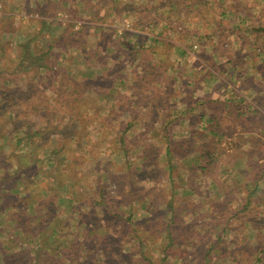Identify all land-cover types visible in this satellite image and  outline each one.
<instances>
[{
    "label": "rangeland",
    "instance_id": "rangeland-1",
    "mask_svg": "<svg viewBox=\"0 0 264 264\" xmlns=\"http://www.w3.org/2000/svg\"><path fill=\"white\" fill-rule=\"evenodd\" d=\"M196 4L0 0V264H264V134L191 91L252 15Z\"/></svg>",
    "mask_w": 264,
    "mask_h": 264
},
{
    "label": "crops",
    "instance_id": "crops-1",
    "mask_svg": "<svg viewBox=\"0 0 264 264\" xmlns=\"http://www.w3.org/2000/svg\"><path fill=\"white\" fill-rule=\"evenodd\" d=\"M196 2L201 9L196 12L198 16L196 21L204 26L199 28L200 31L217 29V26H212L208 22L209 18L202 14L201 3H207L206 8L214 4L234 6L236 15L247 16L248 13L252 17L251 21L248 17H244V20L248 22L234 29H230L229 25L233 26L235 17L223 18L224 40L216 35L217 38L222 39L223 44L208 43L206 51L210 55V62L204 63L202 77L195 81V86L191 90L196 104L194 111L205 108L204 123L208 127L209 119L218 116L214 107L219 104L222 109L221 116L231 118L233 123L240 127L241 134L264 132V121L259 122L260 118L264 119V24L261 23L264 22V10H254V12L247 10L248 6H253L248 3L249 0H196ZM238 4L242 6L240 9L237 8ZM178 8V12H182L180 6ZM228 10L232 11V8L229 7ZM160 15L164 20L162 14ZM194 68L202 69L196 65ZM208 83L210 86L211 83L214 84L209 87ZM202 95L205 97L203 102Z\"/></svg>",
    "mask_w": 264,
    "mask_h": 264
},
{
    "label": "trees",
    "instance_id": "trees-1",
    "mask_svg": "<svg viewBox=\"0 0 264 264\" xmlns=\"http://www.w3.org/2000/svg\"><path fill=\"white\" fill-rule=\"evenodd\" d=\"M201 4H202V8H203L205 6V4H207V3H201ZM158 16H160L159 19H161V15L158 14ZM157 21H159V23H160V20H157ZM151 25H152L151 22H150V24H144L143 21H139V20L137 21V24H135V26H137L138 28H144L146 26L151 27ZM222 37L224 39L223 31H222ZM221 42L223 44V41H221ZM44 55L45 54H43L41 56H38L36 58V61H34V64L41 63V60H42V58H43ZM40 65H42V64H40ZM214 111H215V109H214ZM217 118L218 117H216V118H210L209 121H208V127H207L208 128V131H210L213 135L218 133V127L219 126H218ZM262 133L264 134V132H262ZM211 150L209 148H206V151H208V152H211ZM168 151H170V149ZM204 151H205V149H204ZM205 155L206 154L204 153V156ZM212 159H213V156L211 155V157L209 158V161H211ZM254 172H255V167L253 168V160H250V158H249L248 163H247V167L245 168V170H244L243 173H245L248 178H249V176H251L250 178L253 179V178H255L254 176L256 174Z\"/></svg>",
    "mask_w": 264,
    "mask_h": 264
}]
</instances>
